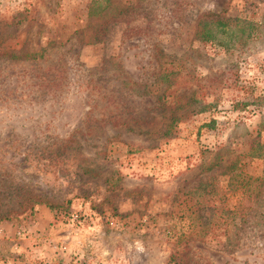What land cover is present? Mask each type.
Returning a JSON list of instances; mask_svg holds the SVG:
<instances>
[{
  "label": "rangeland",
  "instance_id": "obj_1",
  "mask_svg": "<svg viewBox=\"0 0 264 264\" xmlns=\"http://www.w3.org/2000/svg\"><path fill=\"white\" fill-rule=\"evenodd\" d=\"M200 146L264 177V0H0V264H264Z\"/></svg>",
  "mask_w": 264,
  "mask_h": 264
},
{
  "label": "trees",
  "instance_id": "obj_2",
  "mask_svg": "<svg viewBox=\"0 0 264 264\" xmlns=\"http://www.w3.org/2000/svg\"><path fill=\"white\" fill-rule=\"evenodd\" d=\"M211 20L200 21L199 25L202 24V27L197 31L198 36L203 41H216L220 46L225 48V46L230 44H235L239 41L240 37L248 36L251 33V29L249 26V21L240 18H229L219 19L220 16L218 14L211 13ZM224 21V22H223ZM223 35L219 39V34ZM218 34V36H217ZM220 35V36H222ZM235 109H238L237 106L242 107L244 103H235ZM203 150H206L208 154H211V161L207 164H201V168L199 170L201 172L210 171L217 172V175L225 177L227 190L232 192H241L245 193L248 198H250L251 205H249V209L253 211V213H247L240 215L239 222L246 223L249 218H252V222L254 226L252 228L255 229L256 234L259 237L264 236V214L260 211L259 208L264 206V177L261 175H251L244 173L241 169H237L233 162H226L224 160V155L227 153L225 149L219 147L217 149H210L205 146H200ZM226 162L224 168L220 165L221 162ZM221 166L220 170H217ZM219 171V172H218ZM211 177H214L211 175ZM215 191V189L211 186V194ZM192 206V205H191ZM190 207V206H189ZM258 212L256 213V211ZM215 215L212 210L211 205V218ZM8 215H1V219H7ZM239 223V224H240ZM241 228L237 227V225L233 226L231 231V235L237 237L239 233H241Z\"/></svg>",
  "mask_w": 264,
  "mask_h": 264
}]
</instances>
